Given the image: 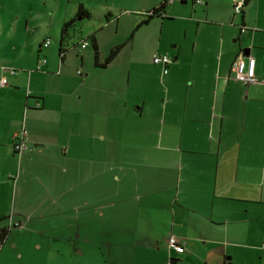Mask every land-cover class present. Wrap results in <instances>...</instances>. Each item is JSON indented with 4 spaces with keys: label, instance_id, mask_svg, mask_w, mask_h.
<instances>
[{
    "label": "crops",
    "instance_id": "crops-1",
    "mask_svg": "<svg viewBox=\"0 0 264 264\" xmlns=\"http://www.w3.org/2000/svg\"><path fill=\"white\" fill-rule=\"evenodd\" d=\"M159 1L151 0L143 10ZM174 1L167 3L170 8ZM78 3L89 12L87 2H69L57 24L74 16ZM206 16L195 18L196 30L200 24L208 27L199 37L212 65L192 70L194 82L184 96L169 95L159 106L152 97L146 107V96L120 94L107 87V78L92 77L90 71L78 72L85 89L69 98L62 78L41 69L44 56L27 71L24 92L23 71L0 66L6 78L0 84V225L9 217L20 223L13 228L22 227L25 218L41 222L53 204L60 207V199L79 208L106 198L109 188L102 182L93 188L90 168L115 163L133 173L145 167L141 188L159 183L153 191L145 188L150 202L140 206L146 217L135 215L133 225L144 233L139 239L153 250L155 263L253 264L254 258H264V0H246L236 13L232 0H224L218 15ZM91 32L99 47L96 30ZM57 39L64 56L67 48L59 34ZM240 54L254 56L253 80L233 77L231 63ZM172 59L176 55L168 63ZM157 63L166 73L168 63ZM43 74L53 81L42 84ZM53 117L57 125L48 130L45 120ZM20 125H26L23 150L13 147L12 131ZM60 159L68 163L64 176ZM169 233L184 239L183 251L167 246Z\"/></svg>",
    "mask_w": 264,
    "mask_h": 264
},
{
    "label": "rangeland",
    "instance_id": "rangeland-1",
    "mask_svg": "<svg viewBox=\"0 0 264 264\" xmlns=\"http://www.w3.org/2000/svg\"><path fill=\"white\" fill-rule=\"evenodd\" d=\"M72 1L77 0H0V66L23 71V92L27 71H34L37 57L44 56L46 60L41 63L44 64L41 69L52 71L62 78V87L66 96L70 95L69 98L77 95L82 88L78 84L80 73L90 71L92 77L107 78V87L115 86L120 94L146 96V107L152 97L159 102V106L169 95L181 99L186 87L194 82L192 70L202 68V64L209 69L213 63L209 53L205 56L202 51L206 41L199 37L202 32H207L205 28L208 27L200 24L196 30L195 18L206 16L207 3L206 17L214 18L224 0H206V3L175 0L172 4L176 6L170 8V4L166 5V15L153 14L138 25L136 23L146 16L143 9L151 0H80L88 3L89 13L76 16L67 26L62 39V45L67 50L61 60L57 50L61 23L57 24L56 18ZM211 27V32H215L216 26L213 24ZM95 30L99 42V62L103 61L112 44L122 42L105 65L94 64L89 43L86 48L79 43L84 35ZM46 36L50 41L43 45ZM83 49L87 52L80 62L79 55ZM155 52H166L170 57L176 55V59L168 63L166 73L162 74L161 65L153 62ZM53 77L43 74L42 84L52 82ZM206 77L210 75L207 73ZM34 83L39 81L34 80ZM153 108L155 110L156 107ZM45 122L48 130L52 124L57 125L56 117ZM62 167L60 174L64 176L68 174V163L60 159L58 169ZM135 170L136 173L130 168L120 169L115 163H109L108 167L90 168L93 188L99 189V182H102L109 188L107 197L101 200L93 198L89 205L82 202L79 208L78 204L71 206L60 199V207L53 204L51 213L48 215L46 212L41 222L36 217L28 221L27 218L22 219L23 226H11L6 240L0 245V264H159L152 258L153 250L139 239L144 233L134 230L135 215L146 217V209L140 204L150 202L149 195L145 193L148 186H140V180L148 176L147 171L145 167ZM153 185L159 186V183L151 184L148 187L150 191H153ZM117 187V191L113 190ZM117 210H121L122 214ZM35 226L42 228L33 232L31 229ZM252 261L253 264H264V258Z\"/></svg>",
    "mask_w": 264,
    "mask_h": 264
},
{
    "label": "built area",
    "instance_id": "built-area-1",
    "mask_svg": "<svg viewBox=\"0 0 264 264\" xmlns=\"http://www.w3.org/2000/svg\"><path fill=\"white\" fill-rule=\"evenodd\" d=\"M172 0H166V2H170ZM198 2H201L202 0H197ZM244 0H232V7L234 12H239L241 10V6L243 4ZM245 25L241 24L240 28L243 29ZM49 41V38L46 37L42 44L46 45ZM87 44L86 40H83L80 45L83 46ZM170 56L166 52H155L152 55V60L154 62H160L163 65H166L168 61L170 60ZM45 58H43L44 60ZM232 68V75L234 78L241 80L243 82H247L250 80H253L255 78L254 73V56L251 54L247 55H237L234 60L231 63ZM165 70V67H164ZM10 71H14V68L12 67ZM77 72L80 70L77 68ZM6 78L5 75L0 73V84L5 83ZM25 135H26V127L24 125H20L16 129L12 131V138H13V147L18 150H23L28 147V144L25 141ZM12 224H20L19 222L12 221L9 217L8 223L6 225H12ZM166 244L168 247L172 248L173 250L177 252H181L184 249V239L173 234L169 233L166 237Z\"/></svg>",
    "mask_w": 264,
    "mask_h": 264
},
{
    "label": "trees",
    "instance_id": "trees-1",
    "mask_svg": "<svg viewBox=\"0 0 264 264\" xmlns=\"http://www.w3.org/2000/svg\"><path fill=\"white\" fill-rule=\"evenodd\" d=\"M245 1L246 0H244L243 3ZM166 5H167L166 0H160L157 5L152 6L150 9L144 10V13L146 14V16L141 18V20L139 22H137L136 25H138L140 22L146 21L153 14H158L160 16L166 15ZM88 13L89 12L87 11V9L82 8L81 3H78L77 9H76V12H75L74 16H72L68 20H65V21L61 22L60 28H59V41H62L64 33H65V31H67V28H68L67 26L72 22V20L76 16L77 17L85 16ZM83 40H86L87 43H89L91 45L92 50H93V55H94V63L95 64H99V65H104L117 52L119 47L122 45V42H117V43L112 44L109 47L108 52L106 53L103 61L99 62L97 60V42H96V39H95V36H94V32H90V33L84 35V37L81 38L79 43H81ZM58 48H59L58 53H59L60 59H62V56H63L62 54H63L64 48L60 44H59ZM10 226L6 225V224L5 225H3V224L0 225V244L4 240L8 230L10 228Z\"/></svg>",
    "mask_w": 264,
    "mask_h": 264
}]
</instances>
